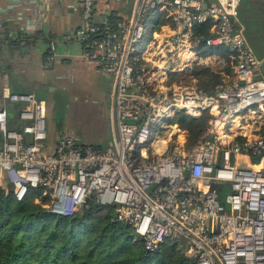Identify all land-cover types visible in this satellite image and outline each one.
<instances>
[{"label":"built area","instance_id":"1","mask_svg":"<svg viewBox=\"0 0 264 264\" xmlns=\"http://www.w3.org/2000/svg\"><path fill=\"white\" fill-rule=\"evenodd\" d=\"M82 56L113 77L106 147L64 133L48 143L46 101L0 93V179L16 199L40 187L71 214L92 199L114 207L149 251L184 238L194 264H264V78L239 21L241 0H77ZM58 54L49 40L48 58ZM220 76L201 86L196 67ZM8 101L21 104L15 123ZM210 113L193 145L174 117ZM37 198V200H39Z\"/></svg>","mask_w":264,"mask_h":264},{"label":"crops","instance_id":"2","mask_svg":"<svg viewBox=\"0 0 264 264\" xmlns=\"http://www.w3.org/2000/svg\"><path fill=\"white\" fill-rule=\"evenodd\" d=\"M98 5L104 6V1L98 0ZM130 5L129 1L112 2L108 7L118 12L120 8L129 10ZM82 18L83 6L77 0H0V93L34 92L40 97L39 91L52 86L51 91L62 88L76 95H88L101 110L104 134L110 136L113 77L96 61L82 56V45L75 37ZM239 21L259 61L256 75L264 78V0H241ZM52 38L57 41L58 54L50 60ZM43 93L48 95L46 90ZM4 106L14 124L21 104L8 101ZM47 119L49 136L57 137L59 134H53L51 129L48 109ZM74 135L83 139L80 133Z\"/></svg>","mask_w":264,"mask_h":264},{"label":"trees","instance_id":"3","mask_svg":"<svg viewBox=\"0 0 264 264\" xmlns=\"http://www.w3.org/2000/svg\"><path fill=\"white\" fill-rule=\"evenodd\" d=\"M131 3V0H129ZM115 18V12H112ZM201 86L212 90L220 76L208 67L197 66ZM210 113L199 117L178 113L189 145L205 132ZM40 187L16 199L13 184L5 177L0 183V264H194L185 253L186 239L166 238L157 251L145 248L133 227L115 221L114 207L92 199L71 214L48 210L36 197ZM46 200L45 198L43 199Z\"/></svg>","mask_w":264,"mask_h":264},{"label":"rangeland","instance_id":"4","mask_svg":"<svg viewBox=\"0 0 264 264\" xmlns=\"http://www.w3.org/2000/svg\"><path fill=\"white\" fill-rule=\"evenodd\" d=\"M51 88L52 86L43 88L44 91L46 90L48 95L43 93L44 91L38 92L40 97L46 98V106L52 120L51 129L53 130V134L54 131L59 134L57 137L50 135L47 140L48 143H55L62 133H80L83 136V142H93V144L102 147H106L110 144L112 134L110 136L104 134V118L101 110H99L97 104L92 100V98L85 94L76 95L69 89L65 90L57 88L55 91H51ZM178 113L184 112L179 111L177 114ZM174 121L178 120L174 119ZM3 181L4 179H0V183H3ZM39 197H41L40 194L36 197V202H39L46 207L44 203L48 199L44 201ZM37 198H39V200H37ZM170 239L176 241L179 240L180 237ZM185 245L187 246V241Z\"/></svg>","mask_w":264,"mask_h":264}]
</instances>
